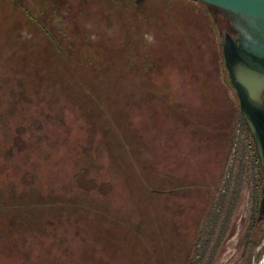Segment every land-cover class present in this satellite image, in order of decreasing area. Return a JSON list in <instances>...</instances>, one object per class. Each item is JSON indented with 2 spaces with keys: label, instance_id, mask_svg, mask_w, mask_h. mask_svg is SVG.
<instances>
[{
  "label": "rangeland",
  "instance_id": "374dc122",
  "mask_svg": "<svg viewBox=\"0 0 264 264\" xmlns=\"http://www.w3.org/2000/svg\"><path fill=\"white\" fill-rule=\"evenodd\" d=\"M257 177L201 3L0 0V264H256Z\"/></svg>",
  "mask_w": 264,
  "mask_h": 264
},
{
  "label": "water",
  "instance_id": "95a60500",
  "mask_svg": "<svg viewBox=\"0 0 264 264\" xmlns=\"http://www.w3.org/2000/svg\"><path fill=\"white\" fill-rule=\"evenodd\" d=\"M197 1L206 4L219 29L223 65L264 176V0ZM259 214L264 218V181ZM257 225L251 241L259 242V264L264 256V236L257 232ZM247 258L248 253L245 264Z\"/></svg>",
  "mask_w": 264,
  "mask_h": 264
},
{
  "label": "trees",
  "instance_id": "16d2710c",
  "mask_svg": "<svg viewBox=\"0 0 264 264\" xmlns=\"http://www.w3.org/2000/svg\"><path fill=\"white\" fill-rule=\"evenodd\" d=\"M192 1L203 4V7H204V10H205V13L208 15V17L211 19L213 25L215 26V28H216V30H217V33H218V37H219V39H220V43H221V38H220L219 29H218V27H217V25H216L215 19H214L213 16L211 15L210 10L207 9L206 4L203 3V2L197 1V0H192ZM211 10H212V9H211ZM221 45H222V44H221ZM225 70H226V69H225ZM226 73H227V71H226ZM227 76H228V75H227ZM228 83H229V79H228ZM229 85H230V83H229ZM230 87H231V85H230ZM242 119H243V118H242ZM243 121H244V120H243ZM244 125H245V122H244ZM245 131H246V140L249 142V146H250L251 148H254L253 143H252L251 135H250L248 129L246 128V125H245ZM253 166L255 167V170L257 171V175H258L257 178H258V181H259V185L257 184V187H258V189L260 190V195H259V196H260V198H261V191H262V186H263L264 176H263V174H262V172H261V168H260V165H259V163H258L257 160H254V161H253ZM259 196H258V197H259Z\"/></svg>",
  "mask_w": 264,
  "mask_h": 264
},
{
  "label": "flooded vegetation",
  "instance_id": "af4514ba",
  "mask_svg": "<svg viewBox=\"0 0 264 264\" xmlns=\"http://www.w3.org/2000/svg\"><path fill=\"white\" fill-rule=\"evenodd\" d=\"M241 117H242V116H241ZM251 138H252V137H251ZM252 143H253V146H254V148H252V152H253V161H254V160H257L258 163H259V158H258V155H257V151H256V147H255V145H254L253 139H252ZM261 172H262V170H261ZM262 174H263V173H262ZM259 210H260V205H259ZM259 210H258V215H257V221H258V222H261V221H264V218L260 216V214H259Z\"/></svg>",
  "mask_w": 264,
  "mask_h": 264
},
{
  "label": "clouds",
  "instance_id": "9594fccd",
  "mask_svg": "<svg viewBox=\"0 0 264 264\" xmlns=\"http://www.w3.org/2000/svg\"><path fill=\"white\" fill-rule=\"evenodd\" d=\"M148 39H149V41H150V42L153 40V38H152V37H148Z\"/></svg>",
  "mask_w": 264,
  "mask_h": 264
}]
</instances>
